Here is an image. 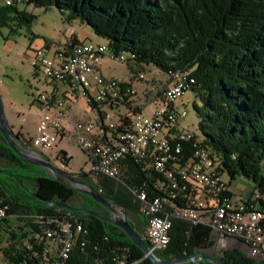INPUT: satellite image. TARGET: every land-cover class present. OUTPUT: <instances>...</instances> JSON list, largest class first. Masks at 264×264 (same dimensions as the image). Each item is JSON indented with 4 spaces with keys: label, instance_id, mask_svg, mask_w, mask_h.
Returning a JSON list of instances; mask_svg holds the SVG:
<instances>
[{
    "label": "trees",
    "instance_id": "trees-1",
    "mask_svg": "<svg viewBox=\"0 0 264 264\" xmlns=\"http://www.w3.org/2000/svg\"><path fill=\"white\" fill-rule=\"evenodd\" d=\"M7 2L0 6V28L8 26L12 20L17 26L31 23L33 17L19 12L16 3L54 7L60 12H68L67 22L79 20L95 35L106 39L107 46L93 45L104 46L111 54L126 53L134 63L151 65L167 78L176 71L187 72L186 91H192L201 102V107L194 105L198 130L204 137L200 144L214 160L215 170L221 176L226 175L229 183L236 177L251 181V195L254 192L264 195V0ZM70 38L82 43L76 35ZM86 103L97 109L101 118L100 106ZM123 121L127 125L128 118L123 116ZM14 135L21 148L30 149L29 140L19 133ZM59 155L62 161H68L65 152L60 151ZM5 165L7 172L14 174L21 191L11 189L8 176L0 174V196L9 204L7 219L0 226L6 228L9 240H16V245L7 243V248L0 249L6 263H14L22 256L25 247L21 240L30 233H22L24 228L36 230L40 217L66 215L81 222L89 230L91 239L104 236L109 248L125 249L128 260L152 264L119 228L91 215L53 206V202H60L101 215L99 204L90 197L82 198L67 182L51 178L25 162L0 135V167ZM124 166V180L123 177L91 178L81 170L71 175L91 185L106 200L125 207L130 226L144 238L145 220L132 191L147 182L148 192L153 196L151 184L157 176L152 171H142L134 162H126ZM22 185L24 191L20 188ZM226 185V194L232 200ZM261 206L264 211V203ZM10 219L14 220L20 237L9 227ZM134 219L137 221L133 222ZM211 238L208 227H193L187 221L175 219L170 230V244L165 250L154 253L162 260L185 258L195 249L210 248L213 245ZM217 254L224 264H264L237 249H223Z\"/></svg>",
    "mask_w": 264,
    "mask_h": 264
},
{
    "label": "built area",
    "instance_id": "built-area-1",
    "mask_svg": "<svg viewBox=\"0 0 264 264\" xmlns=\"http://www.w3.org/2000/svg\"><path fill=\"white\" fill-rule=\"evenodd\" d=\"M105 56L119 61L125 58L124 54L109 53L104 46L70 38L53 55L38 49L31 59V65L49 82L67 85L75 101L83 98L99 106L123 104L127 108V125L123 116L107 122L108 114H101L100 122L73 123L72 135L86 157L81 171L91 178L119 179L124 164L134 162L142 171L157 176L151 184L153 196L147 182L132 191L145 220L143 239L152 252L168 247L173 220L180 219L193 227H208L221 247L228 240L240 241L247 249L246 256L264 262V195L254 192L245 203L233 202L208 151L193 133L179 128L186 112L177 111L175 102L187 90L188 73L176 71L168 76L151 115L145 117L143 106L130 101L136 95L131 84L102 76L99 67ZM143 77L135 75L137 80ZM56 94L55 88L51 94L38 95L41 116L28 150L41 153L65 137L63 122L71 120L72 111ZM8 209L0 196V224L7 219ZM37 222L36 230L28 227L22 231L30 232L21 240L25 247L22 256L6 264H140V260H128L125 249L109 248L106 237L91 239L81 222L66 215L40 217Z\"/></svg>",
    "mask_w": 264,
    "mask_h": 264
},
{
    "label": "rangeland",
    "instance_id": "rangeland-1",
    "mask_svg": "<svg viewBox=\"0 0 264 264\" xmlns=\"http://www.w3.org/2000/svg\"><path fill=\"white\" fill-rule=\"evenodd\" d=\"M6 2L7 0H0V6ZM15 6L19 12L33 18L29 25L17 26L16 21L12 20L8 26L0 28V98L6 119L14 134L19 133L29 140L41 116L37 103L38 95L41 93L51 94L55 88L58 89L57 97L63 98L66 108L72 111L71 120L63 122L66 130L65 137L52 148L44 149L41 153L58 169L70 175H76L80 170H83L86 157L72 135L73 123L88 120L100 122V116L97 109L91 108L85 99L81 98L75 101V97L67 85L60 82H49L41 70L35 69L31 65V59L38 49L49 51V55H53L54 50L65 44L71 35H77L81 42L97 45L107 46L108 41L95 35L90 27L80 23L79 20L67 22V11L60 12L54 7H36L22 2L16 3ZM124 57V61H119L111 60L105 56L100 62L102 76L108 79L116 78L122 83L131 84L136 93L134 101H149L142 109V115L148 117L157 102L151 100L150 88L153 87L154 92L162 90L167 83V77L151 65L134 63L126 53H124ZM138 74L144 75L143 79H135L134 76ZM194 105L201 107V102L192 91H186L175 102L177 111L186 112L185 117L180 121L179 128L193 133L199 141H203L204 137L198 130V118ZM100 111L102 114L109 115L110 120L107 122H115L119 116L127 114V108L123 104H118L113 108L108 105H100ZM60 151L66 153L68 158L66 163L61 160L60 156H57ZM46 175L48 176L47 173ZM121 177H123L122 180L126 178L124 173ZM222 178L228 184L234 202L244 201L253 190V184L245 178L236 177L230 183L226 175H223ZM8 225L19 236L14 220L10 219ZM3 227L0 226V249L5 248L7 243L16 245L15 241L9 240L5 233L6 228ZM212 238L216 240L214 235ZM222 249H237L246 253L240 243L233 240H228L220 247V250H215L214 253H218ZM206 252L211 253L212 248L206 249ZM0 264H6L1 251Z\"/></svg>",
    "mask_w": 264,
    "mask_h": 264
},
{
    "label": "water",
    "instance_id": "water-1",
    "mask_svg": "<svg viewBox=\"0 0 264 264\" xmlns=\"http://www.w3.org/2000/svg\"><path fill=\"white\" fill-rule=\"evenodd\" d=\"M0 135L3 140L6 142L8 147L20 158H22L28 164L42 169L44 172L48 174L49 177L54 178L56 180H66V182L70 185L72 189H74L77 193L86 195L90 197L93 201L101 205L107 212L110 214V218H102L99 213L87 210L71 207L68 204L53 202L52 205L58 208H62L69 212H80L83 214L91 215L96 217L97 219L102 220L104 223H109L117 228H119L125 235L129 238V240L137 246L144 257L147 258L152 264H183L195 259L193 256L187 258H175L172 260H162L156 256L154 252H152L145 240L130 226L129 221L127 219L126 209L122 205L115 203L113 201L106 200L101 196V194L95 190L88 183L77 181L73 178L69 173L58 169L56 166L50 164L49 160L45 158L42 153H37L33 150H25L21 148L17 139L13 133V130L6 119L2 101L0 98ZM4 173L3 169H0V174ZM32 195V193H30ZM216 245H213L212 249L214 250ZM198 259H203L206 262L212 264H224L219 260L213 259L206 253L199 252ZM201 264V263H199Z\"/></svg>",
    "mask_w": 264,
    "mask_h": 264
},
{
    "label": "flooded vegetation",
    "instance_id": "flooded-vegetation-1",
    "mask_svg": "<svg viewBox=\"0 0 264 264\" xmlns=\"http://www.w3.org/2000/svg\"><path fill=\"white\" fill-rule=\"evenodd\" d=\"M19 141H17V143H18ZM18 145L20 146V144L18 143ZM46 158V157H45ZM46 159H48V158H46ZM49 160V159H48ZM49 162H50V164H52L53 165V163L49 160ZM37 168V167H36ZM0 169H3L4 170V173H2L3 175H5V177L6 176H8V183H9V185H10V187H11V189L13 188V189H15L16 191H19V192H21L20 191V189L17 187V184H16V179H15V176H14V174L13 173H11V172H7V170H6V165L5 166H1L0 167ZM38 169H40V168H38ZM40 170H42V169H40ZM42 172L43 173H45L46 174V172H44L43 170H42ZM74 178V177H73ZM75 180H77V181H80V182H83L82 180H78L77 178H74ZM60 181H63V182H66V180H64V179H62V180H60ZM20 188H21V190H23L24 191V189H25V187L22 185V186H20ZM26 191H28L27 189H26ZM29 192V191H28ZM81 196H82V198H84L86 195H83V194H80ZM86 197H88V196H86ZM98 204V203H97ZM101 206V205H100ZM80 209H83V208H80ZM88 210V209H87ZM99 211H100V213H101V217L102 218H104V219H106V218H110V214L107 212V210L106 209H104L102 206H101V208H99ZM107 224H109V223H107ZM111 225V224H110ZM199 252H202V253H206V254H208L209 256H211L213 259H215V260H219V261H221V259L219 258L220 256L217 254V253H208V252H206V249H195L194 251H192V253H191V255H188L187 257H191V256H193L195 259H193L192 261H189V262H186V263H183V264H199V263H201V264H212V263H209V262H206V261H204L203 259H198V253ZM187 257H185V258H187ZM172 259H175L174 257H167L166 259H164V260H172ZM222 262V261H221Z\"/></svg>",
    "mask_w": 264,
    "mask_h": 264
},
{
    "label": "crops",
    "instance_id": "crops-1",
    "mask_svg": "<svg viewBox=\"0 0 264 264\" xmlns=\"http://www.w3.org/2000/svg\"><path fill=\"white\" fill-rule=\"evenodd\" d=\"M76 39L78 40V36H77V35H76ZM100 70H101V69H100ZM150 90H151V100H152V101H153V100H156L157 97H158V95L160 94V91H161V90L154 92V91H153V87H151ZM152 91H153V92H152ZM56 95H57V94H56ZM133 98H134V97H132V98L130 99L131 102H133V103H135V104H139V105H141V106H143V107H144L146 104L149 103V101H145V102H142V101L140 102L139 100H138V101H134ZM151 100H150V101H151ZM142 109H143V108H142ZM142 109H141V111H142ZM250 195H251V192L249 193L248 197H247L244 201H241V202H245V201H247V200L249 199ZM136 221H137L136 219L133 220V222H136ZM143 229H144V228H143ZM211 236H212V235H211ZM210 240L213 241V245L216 244L215 249H214V250L212 249V252H211V253H214L215 250H216V251H217V250H220V247H221L220 244H218L214 238H211ZM233 241H235V242H237V243H240L241 248H243V249L246 250V253H245V255H246V254H247V249H246V247H245L240 241H237V240H233ZM213 245L210 247V249L213 247ZM222 250H223V249H222ZM224 250H225V249H224ZM241 251H242V250H241Z\"/></svg>",
    "mask_w": 264,
    "mask_h": 264
}]
</instances>
